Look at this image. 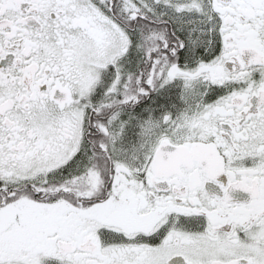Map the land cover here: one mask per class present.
I'll return each mask as SVG.
<instances>
[{"label": "snow or ice", "instance_id": "1", "mask_svg": "<svg viewBox=\"0 0 264 264\" xmlns=\"http://www.w3.org/2000/svg\"><path fill=\"white\" fill-rule=\"evenodd\" d=\"M0 264H264V0H0Z\"/></svg>", "mask_w": 264, "mask_h": 264}]
</instances>
